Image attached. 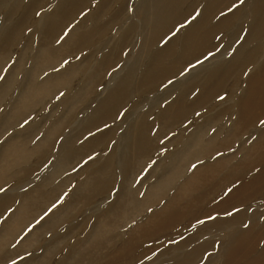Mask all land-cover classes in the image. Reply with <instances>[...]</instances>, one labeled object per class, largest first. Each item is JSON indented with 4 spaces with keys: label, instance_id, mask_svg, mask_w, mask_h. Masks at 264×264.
<instances>
[{
    "label": "bare ground",
    "instance_id": "6f19581e",
    "mask_svg": "<svg viewBox=\"0 0 264 264\" xmlns=\"http://www.w3.org/2000/svg\"><path fill=\"white\" fill-rule=\"evenodd\" d=\"M96 1L60 0L52 14L41 13L42 21L51 25L48 36H58L61 26H70L76 18H81V24L85 23L80 15L91 2ZM105 6V3H101V11L106 10ZM125 10L120 9L103 29L92 23L91 33L87 37H78L84 28L78 24L63 42L66 43L68 39L80 41L75 44L76 47L80 46L84 44L83 40L94 33L99 35L107 27H112L111 32L116 28V33H120L125 24ZM139 10L140 26L133 23L122 34L124 43H127L130 35L140 38L132 62L121 67L125 69V74L116 76L113 85L111 79L105 84L100 81V86L104 85L102 92L105 97H98L95 93L98 100L95 98L90 106L97 104L87 108L90 116L94 115L93 119L89 120L88 116L75 123L79 127V135L112 122H118V127L122 123L128 126L127 131L119 137L122 141L119 154H109L108 163L102 168L100 174L106 178L105 181L97 182L98 191L96 184L87 186L92 196L82 195V202L85 203L84 207H95L97 198L110 193L113 181L118 188L116 197L113 203L107 201L109 196L101 199L93 208L98 211L94 212L95 217L91 213L90 218H84V221H89L87 227L91 224V229L90 233L86 232L79 239L70 228L74 223L70 221L77 218L71 209L53 212L47 226L33 235L39 245L43 237L52 233L49 246L44 248L40 259L42 264H141L143 259L133 255L140 242L164 237L171 240L178 232L191 229L194 224L217 213L214 221L202 224L197 232L169 248L167 251H170L171 258L164 260L166 256L163 252L142 264H231L234 257L242 253V238L247 237L249 243L258 240L249 238L247 232H243L242 236V206L264 195V0H244L243 3L241 0H140ZM36 11L30 6L26 9L25 18ZM11 17L12 14H9L6 19ZM23 30L22 21L1 30L0 73L4 69L6 50L19 46ZM166 38L170 41L159 48ZM210 42L213 43V51H221L205 59L193 71L184 73L180 68L182 59L191 60L205 51L201 57L204 58L209 51L205 46ZM237 42L240 43L236 46ZM250 44L254 46L253 49L246 50ZM179 45L180 50L177 49ZM50 51L49 48L41 49L37 58L38 61L42 60L34 72L39 73L60 64L56 51ZM177 51H180L181 60L173 61ZM259 56H262L260 60ZM146 57L149 63L144 67L143 59ZM250 67L252 69L248 74ZM140 69L143 70L141 73ZM77 71L74 66L55 77L44 79L40 84L32 82L31 87L23 92L21 102L15 105L17 110L12 112V117L17 120L23 114H30L43 99L56 98L77 81ZM96 75L91 78V83ZM13 76L5 79V87L0 90V104L7 95L5 90L13 83ZM163 81L165 83L160 85ZM94 91L85 88L80 94L87 97ZM172 97L170 103L162 106ZM74 103L71 102L70 110ZM149 105L151 107L146 109ZM145 109L147 113L138 117L137 114ZM157 110L159 113L155 115ZM214 112L217 114L213 116ZM134 115L137 119L131 121ZM70 118L68 124L76 117L72 115ZM153 118L159 119L157 128L151 121ZM8 122L12 123L11 120ZM58 124L53 126L54 132ZM115 131L116 135L117 128ZM153 131L156 133L152 134ZM112 133L108 130L100 134L89 142L88 148H98ZM49 134L43 143L36 144L32 149H28L27 142L16 144L13 140L3 150L0 158V190L12 182L10 188L14 194L0 196V214L11 207L14 210L4 226L5 232L0 233V249L12 245L22 229L34 223L46 209L53 208L58 201L57 195L73 181V178L62 180L48 194H43L40 186V193L33 195L31 190L21 193L25 187L33 186L29 181L33 173L26 172L20 177L10 174L18 164L30 158V152L35 150V155L40 154L53 133ZM170 134H174L173 137L157 147V143ZM253 136L254 142L246 151L245 146ZM74 142L75 139L64 138L59 143L53 154L55 168L52 178L48 180L56 181L69 168ZM237 143L238 148L235 147ZM53 145L49 146L52 148ZM170 145H176L177 151L165 157L167 167L162 177L143 193L142 186L133 187L135 177L140 176L147 161L158 157L160 148L164 150ZM214 182L216 185L212 186ZM19 196L20 202L17 200ZM103 207L106 209L102 210ZM234 209L239 210L227 215ZM62 226L65 231L58 235V227ZM121 228L122 232L119 231ZM213 230L217 232L213 236L215 239L211 236L195 243ZM164 231L166 234L160 237ZM215 240H221L217 251L204 257L213 250ZM58 244L63 249L57 248ZM24 246L14 255L20 253L19 257L28 248L33 249L31 243ZM49 254L52 257L50 260L46 259ZM258 261H264V246ZM1 263L5 264V261Z\"/></svg>",
    "mask_w": 264,
    "mask_h": 264
},
{
    "label": "rangeland",
    "instance_id": "374dc122",
    "mask_svg": "<svg viewBox=\"0 0 264 264\" xmlns=\"http://www.w3.org/2000/svg\"><path fill=\"white\" fill-rule=\"evenodd\" d=\"M1 1L2 4L0 5V32L3 29L6 30L11 28L14 24L20 21H22V23L24 24V30L19 41V46L14 50H6L7 56H5V63L2 67L4 69L0 73V90H3V88L5 87V79L10 75H14L12 85L9 89L5 90V94L7 93V95L4 98V102L0 104V158L3 154V150L13 140L16 141V144H23L27 142L29 143L28 149H32L36 144L43 143L46 140L47 134L50 135L49 132H52L53 134L49 137L48 142L45 143L46 146L42 147V151H40V154L35 155V150H33L32 152H30V158L18 164L16 168H13L11 170L10 174L20 177L23 176V174H25L26 172L33 173V176H31L29 180L31 183H33V186L25 187L24 190L21 189V193L23 191L27 192L31 190L30 192H33V195L40 193V190L38 188L40 186L42 193L48 194L51 191H54L56 186L62 180L73 178L71 184L63 189L61 194L57 195L58 201L56 204H54L53 208L46 209V212L41 215L34 223L29 225L25 229H22V231H20L16 235L15 241L12 245H9L6 248L4 247V249H0V264H2L1 261L3 260L5 261V264H42L40 259L42 258V254L44 253V248L49 246V240L52 236V233L51 235L49 233L45 237H43L39 245L38 242H35V238L33 237V235H36V233H38L37 231H42V229L47 226L49 217L53 212H55L56 210L58 211L62 209H71V213L77 216V218L70 221L72 223L74 222L70 228L74 230V236L79 239L81 237H84L87 234L86 232L90 233L91 229V224L89 225V227H87L89 221H84V218H90L89 215L91 213L98 212L93 208L97 207V205L101 202V199L109 196L108 198H106L107 201L109 203H113L116 197L118 188L117 186H115L113 181L112 185L110 186V193L105 194L106 196L104 195L100 199L97 198L99 200L96 199L94 201L96 202L95 207H92L91 209L88 207H84L85 203L82 202V195L85 197H90V195L92 196V191H89L87 186H89L90 184H96V189L98 191L99 188L97 182H99L100 180L105 181L106 178L101 177L100 174L102 172V168L108 163L109 154H111L112 152L117 155L119 154L122 145V141L121 139H119V137L125 131H127L126 129L128 128V126L122 123L118 127V122H112L107 123L105 126L94 129L93 131L89 130L88 132L79 135V127H77L75 123H77L79 120L81 122L82 119L88 116L89 120L93 119L94 115L90 116L91 114L89 113L87 108L94 107L97 104L95 103L90 106L95 98L96 100H98L95 96V93L99 95H97L98 97H105V93L102 92L104 85L100 86V81H104L103 84H105L108 80L111 79V84L113 85L115 83L114 78H116V76L121 77L125 74V69L123 70L121 69V67L127 62H132L135 53L137 52L140 38L136 36L132 37V35H130L128 37V41H126L127 43H124L122 34L133 23L140 26L138 22L139 16H137L140 13V0H97L96 2H91L89 8L80 15V17L84 18L83 21L85 23L81 24V20H79L81 18H76V20H74L70 24V26H67V24H63L62 27L60 25L61 32L56 37L53 35L52 37L48 36L51 25L48 23H44L40 16L41 13L43 14V12L46 14H52L56 10V4L60 0ZM101 3L106 4V10L103 9L101 11V9L99 8ZM30 6L33 7L34 11H36V9H39V11L33 12V14L29 18H25L26 9H28ZM122 8L126 9V13L124 14L123 18L125 24L122 25L123 28L119 31L120 33H116V28L115 30H113V32H111L112 27H107L106 30H102V32H99V35L98 33H94L89 37V39L83 40L85 45L82 44L76 47L75 44H77L78 42L80 43V41H70L69 39L66 43L63 42L78 24L80 26L83 25L84 27L78 37L89 36L92 30V23L96 24V26L100 29L105 28L109 24L111 19H113ZM9 14H12V17L11 19L7 20L6 17ZM128 18H130L129 21L125 22V20H128ZM1 36L2 35H0V38ZM1 41L2 38L0 39V43ZM168 41H170V39L166 38L162 43L159 44L158 47L162 48L163 46L167 45ZM239 43L237 42L235 45L237 46V44ZM62 45H64L65 47L62 48ZM212 45V42L206 44V50L209 51L204 58L201 57L205 54V51L202 52L203 54L188 61H184L183 58L181 61L182 64L180 66L183 72L189 73L193 71L196 66L203 62L205 59H209L214 55V53H218L219 51H221H213ZM253 47L254 46L250 44L246 50H251L253 49ZM42 48H49L51 50L50 52L56 51V59H60V64L51 66L39 73H36L33 70L37 65H39L38 63H41L42 58L41 60L39 58L40 61H38L37 56L39 55V52H41ZM177 49L180 50V45ZM1 51L2 53H4V50ZM151 53L152 51L147 55V57ZM147 57L145 60L143 59L144 67L149 63ZM199 57L200 59H198ZM260 58H262V56H259L258 60H260ZM172 60H181L180 51H177ZM74 66H76L78 69V73L76 75L77 81L71 87L58 94L54 99H43L42 101L37 103L30 114H23L17 120L12 117V112H16L17 110L15 108V105L21 102L23 92L31 87L32 82L34 84H40L44 79L53 76L55 77L58 73L69 70ZM251 69V67L247 69L249 70L248 74L251 72ZM142 71V69L139 70L140 73ZM95 74H97L96 78H94L91 83V78ZM163 83H165V81L161 82L160 85H162ZM84 87L90 90L95 89V91L92 95L83 97L81 94L85 89ZM172 100L173 97L170 100L164 101V103H162V106L170 103ZM71 102H75V106H73L72 110H70ZM150 107L151 106L149 105L146 109ZM14 108L15 110H13ZM146 109L143 110L140 114H137V116H144V114L147 113ZM158 111L159 110L155 112V115L159 113ZM216 114L217 113L214 112L213 116ZM72 115H74L76 118L72 121L73 123L71 122L68 124V121L69 119H71L70 117ZM9 117H11V119H9ZM8 119L11 120L12 123H9ZM136 119L137 117L134 115L131 121H135ZM158 120V118H153L151 120L155 123L156 128L159 123ZM57 123L59 124L54 132L53 126ZM116 128L118 132L115 135ZM108 130L114 133L110 135V138H108L107 140L105 139L106 142L102 141V145L98 146V148L94 150L88 148V144L91 140L97 138L100 134L106 133ZM155 133V131L152 132V134ZM173 135L174 134H170L166 136V138H163L160 142L157 143V147H161L162 145H164V143H167V141L172 138ZM64 138L75 139L74 145L71 148L72 159L69 165V168H71L65 170L62 176L56 181H52V179L48 180V178L52 176L55 168V163H53L55 161L53 157L54 151H56L55 149ZM254 138L255 137L253 136L247 142V145L245 146L246 151H248L249 146H251L254 142ZM246 139H248V136H246ZM49 145H53V149ZM238 146L239 143L235 145L236 148H238ZM176 151V145L165 147L164 150H161L160 148V150L158 151L159 156L156 158H152L150 161L148 160L147 164L144 165L145 167L143 168L140 176L138 174V178L137 176L135 177L133 187H136L138 185L142 186L143 193L154 182H156L158 178H161L164 173L165 167H167L165 157L171 156ZM48 157L49 161L47 160V162L46 159ZM118 182H120V180H118ZM10 184H12V182L0 190V196H10L14 194L11 192ZM83 185L85 186L84 188L82 187ZM215 185L216 182H214L212 186ZM78 187H81L79 191H77ZM82 189L85 190L83 191ZM231 189L232 188H230V190ZM20 197L21 196H19V198L17 197V200L19 202L21 201ZM8 207L9 206H7L6 209ZM101 209L105 210L106 208L103 207ZM13 210L14 208L11 207L6 212L4 211L2 212V214H0V233L4 231V226L9 221V217L11 216ZM238 210L239 209H234L227 215H233ZM149 214L150 213H148V216ZM217 214H212L210 217H207L194 224L191 229L182 230L180 233L178 232V235L175 234L174 236H172L171 240H169V237H164L160 240H144L137 245L136 252L133 253V255L137 256L139 259H143L141 261V264L142 262L148 261L152 257H156L163 252H165L163 254L164 256H166V259L164 260H167L168 258L172 257V255L169 254L170 251H167L169 250V248L184 240L191 233L197 232L198 228L202 224L209 221H214L218 217ZM208 215L209 214H207V216ZM94 217L95 213L93 218ZM79 223H81V226L77 228ZM262 230H264V195H261L260 197L254 199L250 204L242 206V236L243 232H247L246 235L249 238H252V240L258 238V240L256 239L255 243H249L247 237L242 238V253H240L242 255L239 254L238 256L234 257L231 264H264V261H258V258H260V253L264 246V232L262 234L260 233ZM58 231V235L63 234V231H65L64 226L58 227ZM119 231L122 232V228ZM215 231L213 230L210 233L208 232L207 236L195 243H199L205 239L210 238L211 236L212 239H215V237H213L215 233H217ZM164 234H166L165 231L162 235H160V237H162ZM213 242L215 243L213 250L206 253L204 257L211 252H216L218 248L217 245H219L221 240H215ZM28 243L32 244L33 249L31 248V250H29L28 248V250L26 252L24 251L23 254L19 257L17 256L20 253L14 255L16 251H18V249H24L26 247L24 245H27ZM57 248L63 249L61 247V244H58ZM169 255L171 257H169ZM50 258L52 259L50 254L46 256V259L50 260Z\"/></svg>",
    "mask_w": 264,
    "mask_h": 264
},
{
    "label": "snow or ice",
    "instance_id": "6c2138e0",
    "mask_svg": "<svg viewBox=\"0 0 264 264\" xmlns=\"http://www.w3.org/2000/svg\"><path fill=\"white\" fill-rule=\"evenodd\" d=\"M241 2H243V0H241ZM233 7H236V5H233ZM187 23V22H186ZM180 27H183V25H180ZM173 35H175V33H173ZM211 55V53H210ZM199 62V61H198ZM262 123H264V121H262Z\"/></svg>",
    "mask_w": 264,
    "mask_h": 264
}]
</instances>
